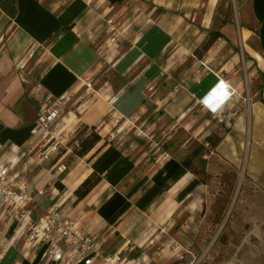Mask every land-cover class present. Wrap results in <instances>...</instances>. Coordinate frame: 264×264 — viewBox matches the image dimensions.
<instances>
[{
	"label": "crops",
	"instance_id": "1",
	"mask_svg": "<svg viewBox=\"0 0 264 264\" xmlns=\"http://www.w3.org/2000/svg\"><path fill=\"white\" fill-rule=\"evenodd\" d=\"M0 2V158L33 189L34 221L56 204L96 236L102 254L93 264H142L135 249L148 251L158 234H176L180 213L194 218L210 209L234 175L233 191L240 186V201L255 205L245 215L249 233L264 232L257 223L264 208L246 199L264 187V0ZM110 19L121 37L105 50ZM213 30L223 37L198 57ZM221 80L237 90L223 121L204 107ZM47 95L67 96L53 142L66 144L79 128L105 131L85 157L74 156L72 147L54 153L58 162L49 169L34 164L48 137L32 134ZM110 115L122 122L119 133L131 123L128 133L145 128L149 138L166 135L154 161L142 141L130 143L133 150L111 143L104 127ZM210 136L221 137L217 147ZM67 158L61 191L51 171ZM94 172L100 181L77 201L75 190ZM13 221L0 196V264H53L17 225L9 235Z\"/></svg>",
	"mask_w": 264,
	"mask_h": 264
},
{
	"label": "rangeland",
	"instance_id": "2",
	"mask_svg": "<svg viewBox=\"0 0 264 264\" xmlns=\"http://www.w3.org/2000/svg\"><path fill=\"white\" fill-rule=\"evenodd\" d=\"M172 49L173 46L167 51L166 56L170 55ZM172 84H174L173 81H171ZM164 85L166 86L167 84L164 83ZM74 99L72 98L71 102ZM116 119V117L110 115L106 119V122H104V127H107L106 130L112 133L109 136L112 138L111 143L121 144L133 150L130 147V143L142 141L143 143H140L149 152L148 158L154 161L153 159L158 156L154 152L159 147H164L166 135L160 132L149 138L147 131L144 130L145 128L128 133L129 128L132 127L131 123H127L125 125L126 129L119 133L118 130L122 122L118 123ZM57 126L58 124L53 126L52 131ZM96 130L100 135L101 132L105 135L102 127L100 128L99 126ZM89 132L91 131L85 132L84 129L80 128L75 131L74 136H81ZM124 133H127L125 135L127 138H122ZM59 146L60 151L64 153L66 151L65 147H71L72 144L68 141L66 144H59ZM38 148V152L34 154V164L49 169L50 165L53 166L58 162L57 158L53 159L55 154L50 155L48 160H44L42 153L45 148L42 149V152H39L40 145ZM71 150L74 155L72 148ZM60 166H65V170H67L70 167V158L60 161L57 167L51 171L53 176L52 182H58V178L61 174H64L57 173ZM229 179H232L230 182L231 187L221 191L219 195L214 197L213 202L209 204L210 209L209 206L208 208L206 207L202 213L200 212L194 218H188V212L180 213L176 220L178 223L176 234L168 236L161 233L158 234L157 239L154 234V237L152 236L151 239H156V242L151 243L152 240L149 241L151 246L148 248V251H138L135 249V254H142L140 262L142 264H264V232L258 231L257 234H250V221L245 216L251 215V206L255 205L248 201L241 202L240 186H238L235 192L232 187L236 180L235 176L229 175ZM256 190V194L248 191L246 199H258L257 205H259L261 211V208H264V187H257ZM254 195H257V197ZM258 218L257 223L263 226L262 230L264 231V217L259 213ZM122 262L121 264H131L125 260Z\"/></svg>",
	"mask_w": 264,
	"mask_h": 264
},
{
	"label": "built area",
	"instance_id": "3",
	"mask_svg": "<svg viewBox=\"0 0 264 264\" xmlns=\"http://www.w3.org/2000/svg\"><path fill=\"white\" fill-rule=\"evenodd\" d=\"M107 25L113 35L107 41L105 50L115 46L121 37L118 24L114 20H108ZM86 86L89 89L92 84L89 83ZM210 95L211 99L205 103L204 107L217 120L223 121L225 107L237 96V90L221 80L211 90ZM66 100V96L56 98L47 95L40 101L32 134L35 138L50 135L47 136L48 143L45 152L42 153L44 160H48L54 153H59V144L52 141L54 138L52 128L61 119ZM119 120L116 119V122ZM12 167L10 161L0 158V196L6 206L7 216L13 218L17 222V227L26 232L29 243L45 248L46 258L53 264H93L102 254L96 236L90 230L78 227L77 220L61 212L56 204L51 206L42 218L34 221L32 209L28 208V204L35 200L36 195L30 185L21 180V174L12 171ZM65 169V166H60L57 173L61 174ZM43 193V190L38 191V194ZM57 235L66 247L57 240ZM107 262L112 260L109 258Z\"/></svg>",
	"mask_w": 264,
	"mask_h": 264
},
{
	"label": "trees",
	"instance_id": "4",
	"mask_svg": "<svg viewBox=\"0 0 264 264\" xmlns=\"http://www.w3.org/2000/svg\"><path fill=\"white\" fill-rule=\"evenodd\" d=\"M113 2H121L123 0H111ZM0 6L3 7V4L0 2ZM59 32H57L56 36H58ZM223 37L222 33L219 31H210L209 32V37L207 40L203 43L201 49H198L196 52L198 53V57H202L203 52L208 51L212 45L215 43L216 40L219 38ZM201 51L199 53L198 51ZM80 129V128H79ZM84 129V131H91L89 133H84L81 136H76L74 139L70 141V144H72V149L73 153L75 156L78 157H85L88 155L95 147L96 145L102 140V136L100 135L99 132H97V127L93 126L91 128L89 127H84L81 128ZM211 147L215 148L221 141V137L219 136H210L208 138ZM63 153L60 152L59 154ZM100 176H98L95 172L92 173L89 177H87L81 184L80 186L75 190L74 194L77 198V201L82 200L84 197L90 193V191L98 184L100 181ZM56 185L59 187L61 191L64 190V186L60 182H56ZM17 225V222L14 220L12 222L11 228L9 229V235L13 233V230L15 229Z\"/></svg>",
	"mask_w": 264,
	"mask_h": 264
},
{
	"label": "clouds",
	"instance_id": "5",
	"mask_svg": "<svg viewBox=\"0 0 264 264\" xmlns=\"http://www.w3.org/2000/svg\"><path fill=\"white\" fill-rule=\"evenodd\" d=\"M211 97V96H210Z\"/></svg>",
	"mask_w": 264,
	"mask_h": 264
}]
</instances>
